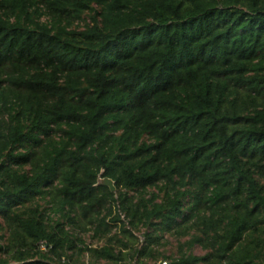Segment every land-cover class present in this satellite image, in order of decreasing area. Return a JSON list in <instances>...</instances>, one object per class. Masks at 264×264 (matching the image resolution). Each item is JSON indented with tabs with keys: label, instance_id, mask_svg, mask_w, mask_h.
Returning a JSON list of instances; mask_svg holds the SVG:
<instances>
[{
	"label": "trees",
	"instance_id": "1",
	"mask_svg": "<svg viewBox=\"0 0 264 264\" xmlns=\"http://www.w3.org/2000/svg\"><path fill=\"white\" fill-rule=\"evenodd\" d=\"M163 263L264 264V0H0V264Z\"/></svg>",
	"mask_w": 264,
	"mask_h": 264
},
{
	"label": "water",
	"instance_id": "2",
	"mask_svg": "<svg viewBox=\"0 0 264 264\" xmlns=\"http://www.w3.org/2000/svg\"><path fill=\"white\" fill-rule=\"evenodd\" d=\"M101 175H100L99 180H98V185L108 187V188H110V190L112 192H115L116 191L115 182L110 178H102Z\"/></svg>",
	"mask_w": 264,
	"mask_h": 264
},
{
	"label": "rangeland",
	"instance_id": "3",
	"mask_svg": "<svg viewBox=\"0 0 264 264\" xmlns=\"http://www.w3.org/2000/svg\"><path fill=\"white\" fill-rule=\"evenodd\" d=\"M138 237H141L142 238V235L141 234H138ZM176 243L173 241V245H175ZM196 253L197 254H203L201 250H196Z\"/></svg>",
	"mask_w": 264,
	"mask_h": 264
},
{
	"label": "built area",
	"instance_id": "4",
	"mask_svg": "<svg viewBox=\"0 0 264 264\" xmlns=\"http://www.w3.org/2000/svg\"><path fill=\"white\" fill-rule=\"evenodd\" d=\"M163 264H167V263H163Z\"/></svg>",
	"mask_w": 264,
	"mask_h": 264
}]
</instances>
